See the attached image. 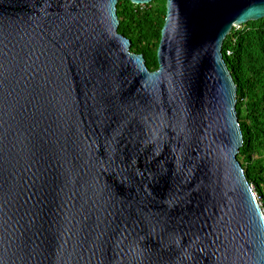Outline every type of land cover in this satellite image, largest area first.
Returning a JSON list of instances; mask_svg holds the SVG:
<instances>
[{"label":"water","instance_id":"1","mask_svg":"<svg viewBox=\"0 0 264 264\" xmlns=\"http://www.w3.org/2000/svg\"><path fill=\"white\" fill-rule=\"evenodd\" d=\"M118 1L0 0V264H264L223 54L264 0H166L155 70Z\"/></svg>","mask_w":264,"mask_h":264},{"label":"trees","instance_id":"2","mask_svg":"<svg viewBox=\"0 0 264 264\" xmlns=\"http://www.w3.org/2000/svg\"><path fill=\"white\" fill-rule=\"evenodd\" d=\"M117 12L119 32L131 39V51L142 53L147 66L157 69L167 1L119 0ZM223 54L237 85L236 108L244 137L238 159L264 209V18L233 27Z\"/></svg>","mask_w":264,"mask_h":264},{"label":"built area","instance_id":"3","mask_svg":"<svg viewBox=\"0 0 264 264\" xmlns=\"http://www.w3.org/2000/svg\"><path fill=\"white\" fill-rule=\"evenodd\" d=\"M228 53H230V51H228ZM257 198L260 199V196L257 195Z\"/></svg>","mask_w":264,"mask_h":264},{"label":"clouds","instance_id":"4","mask_svg":"<svg viewBox=\"0 0 264 264\" xmlns=\"http://www.w3.org/2000/svg\"><path fill=\"white\" fill-rule=\"evenodd\" d=\"M259 200V199H258Z\"/></svg>","mask_w":264,"mask_h":264}]
</instances>
